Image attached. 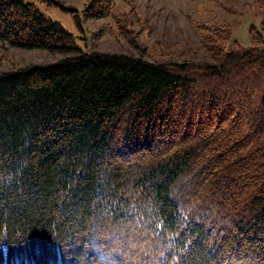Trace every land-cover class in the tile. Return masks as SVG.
I'll return each mask as SVG.
<instances>
[{"label": "trees", "instance_id": "obj_1", "mask_svg": "<svg viewBox=\"0 0 264 264\" xmlns=\"http://www.w3.org/2000/svg\"><path fill=\"white\" fill-rule=\"evenodd\" d=\"M216 26L215 61L153 62L0 0V41L65 55L0 73V264H264V32Z\"/></svg>", "mask_w": 264, "mask_h": 264}, {"label": "rangeland", "instance_id": "obj_2", "mask_svg": "<svg viewBox=\"0 0 264 264\" xmlns=\"http://www.w3.org/2000/svg\"><path fill=\"white\" fill-rule=\"evenodd\" d=\"M24 1L38 5L47 17L72 31L83 50L128 53L153 62L215 61L202 41L203 35L211 33L205 29L206 25L228 26L232 30L228 46L234 41L243 46L254 45L252 26L264 32L261 27L264 0H115L114 16L83 18V30L74 22L72 10L46 5L40 0ZM59 1L66 7H74L77 15L90 2ZM117 17L122 21L121 27ZM64 56L0 41V73L29 65L52 64ZM210 127L204 129L203 137Z\"/></svg>", "mask_w": 264, "mask_h": 264}]
</instances>
